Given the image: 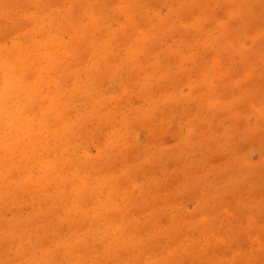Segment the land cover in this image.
<instances>
[{
    "label": "rangeland",
    "instance_id": "1",
    "mask_svg": "<svg viewBox=\"0 0 264 264\" xmlns=\"http://www.w3.org/2000/svg\"><path fill=\"white\" fill-rule=\"evenodd\" d=\"M0 264H264V0H0Z\"/></svg>",
    "mask_w": 264,
    "mask_h": 264
}]
</instances>
